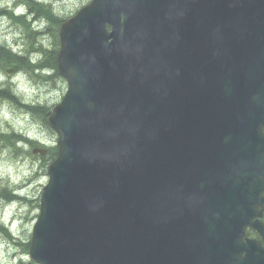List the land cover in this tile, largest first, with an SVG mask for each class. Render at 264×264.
Returning a JSON list of instances; mask_svg holds the SVG:
<instances>
[{
  "label": "water",
  "instance_id": "1",
  "mask_svg": "<svg viewBox=\"0 0 264 264\" xmlns=\"http://www.w3.org/2000/svg\"><path fill=\"white\" fill-rule=\"evenodd\" d=\"M60 38L31 259L232 264L264 191V0H94Z\"/></svg>",
  "mask_w": 264,
  "mask_h": 264
},
{
  "label": "rangeland",
  "instance_id": "2",
  "mask_svg": "<svg viewBox=\"0 0 264 264\" xmlns=\"http://www.w3.org/2000/svg\"><path fill=\"white\" fill-rule=\"evenodd\" d=\"M91 1L42 0L48 5L52 3L54 13L62 19L70 18ZM11 4L12 0H0V8L11 6ZM57 21L52 19L49 23L46 21L42 25L38 23L35 27L47 26V33L31 35L32 25L24 26V19L20 20L21 23L19 22L22 24L21 27V25L18 26L19 24L11 25L12 21L9 18H1L0 47H11L13 51L21 54H24L26 50L31 52V48L35 47L58 51L62 22L57 23ZM42 58L45 62V55ZM33 59L38 61L41 58L36 55ZM19 69L17 60H10L8 57L1 56L0 53V90L9 87L11 89L0 94V133L14 131L40 144L36 143L34 146L27 142L19 144L13 142L12 145H7L0 141V193L4 188L11 191L26 185L21 193L28 197L25 205L17 203L7 207H5L7 203L0 200V264H26L31 261L30 246L26 244L31 242L33 227L40 213L41 192L49 181L48 166L56 153L54 147L57 146V135L45 125L43 115L39 117L27 114L21 105L22 99L27 103L52 109L61 102L67 92V83L54 71H50L51 77L43 78L28 74L27 71L18 72ZM16 86H18V96L14 91ZM13 93L17 99L11 97V94L14 96ZM17 146L21 147L18 152ZM37 146L49 149V154L46 157L33 154L32 150ZM5 226L10 230H7Z\"/></svg>",
  "mask_w": 264,
  "mask_h": 264
},
{
  "label": "trees",
  "instance_id": "3",
  "mask_svg": "<svg viewBox=\"0 0 264 264\" xmlns=\"http://www.w3.org/2000/svg\"><path fill=\"white\" fill-rule=\"evenodd\" d=\"M39 13H41L43 15V13H44V7L43 6H42V8H39ZM39 51L41 53H43L44 55H46V61H45L43 66L44 67L46 66L50 69L52 68V69L56 70L57 51L54 50L53 52H46L42 48H40ZM0 53H1V56H3V57H8L10 60L11 59L15 60L14 59L15 56L13 54H11V52L9 50H7V48H5V47L4 48L0 47ZM25 63L27 65H29L27 60H25ZM8 90H9V88L8 89L6 88L4 90H0V93L3 94L4 92H7ZM11 97L16 98L12 94H11ZM26 109H27V111L31 112L34 116L41 117V115H43V120L45 122V125L48 127L47 118H48V113H49L50 109H47L46 107H27V106H26ZM0 141L5 142L7 145H12L13 142H15V137H13V136H0ZM55 155H56V153L52 156V158ZM8 193L10 194L9 191H6L5 189H3V193H1L0 196L8 198V197H6L8 195Z\"/></svg>",
  "mask_w": 264,
  "mask_h": 264
},
{
  "label": "flooded vegetation",
  "instance_id": "4",
  "mask_svg": "<svg viewBox=\"0 0 264 264\" xmlns=\"http://www.w3.org/2000/svg\"><path fill=\"white\" fill-rule=\"evenodd\" d=\"M259 209L264 212L262 207H260ZM260 219H261V221L264 222V213ZM247 236L249 237V239H253L256 242H258L260 245L264 246V238H263V235L261 233L255 231L254 229L251 228L248 230Z\"/></svg>",
  "mask_w": 264,
  "mask_h": 264
},
{
  "label": "bare ground",
  "instance_id": "5",
  "mask_svg": "<svg viewBox=\"0 0 264 264\" xmlns=\"http://www.w3.org/2000/svg\"><path fill=\"white\" fill-rule=\"evenodd\" d=\"M1 15H2V14H0V19H1ZM0 94H1V93H0Z\"/></svg>",
  "mask_w": 264,
  "mask_h": 264
}]
</instances>
